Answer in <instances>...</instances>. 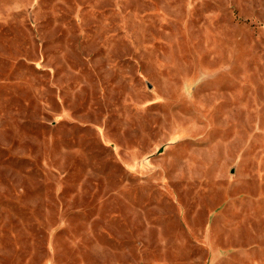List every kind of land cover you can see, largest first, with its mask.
<instances>
[{"label":"rangeland","instance_id":"1","mask_svg":"<svg viewBox=\"0 0 264 264\" xmlns=\"http://www.w3.org/2000/svg\"><path fill=\"white\" fill-rule=\"evenodd\" d=\"M0 264H264V0H0Z\"/></svg>","mask_w":264,"mask_h":264}]
</instances>
